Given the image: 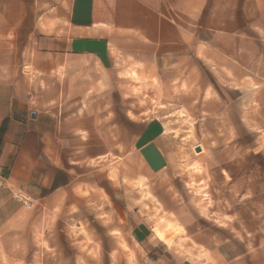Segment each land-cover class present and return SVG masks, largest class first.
Here are the masks:
<instances>
[{"label": "rangeland", "instance_id": "374dc122", "mask_svg": "<svg viewBox=\"0 0 264 264\" xmlns=\"http://www.w3.org/2000/svg\"><path fill=\"white\" fill-rule=\"evenodd\" d=\"M100 84L89 141L71 142L87 150L73 159V183L49 205L20 198L0 264L202 262L211 259L198 242L235 235L264 255V78L222 77L192 57L129 61ZM150 119L174 135L175 157L157 175L133 146Z\"/></svg>", "mask_w": 264, "mask_h": 264}, {"label": "crops", "instance_id": "0c3cea01", "mask_svg": "<svg viewBox=\"0 0 264 264\" xmlns=\"http://www.w3.org/2000/svg\"><path fill=\"white\" fill-rule=\"evenodd\" d=\"M192 57L222 77L264 78V0H0V235L25 211L20 198L49 205L73 183L87 150L71 142L89 141L116 66ZM172 136L159 119L136 125L149 175L170 168ZM247 243L198 242L211 260L153 264H264Z\"/></svg>", "mask_w": 264, "mask_h": 264}, {"label": "water", "instance_id": "95a60500", "mask_svg": "<svg viewBox=\"0 0 264 264\" xmlns=\"http://www.w3.org/2000/svg\"><path fill=\"white\" fill-rule=\"evenodd\" d=\"M32 116L35 117V114H33ZM197 151H201V147H198Z\"/></svg>", "mask_w": 264, "mask_h": 264}]
</instances>
